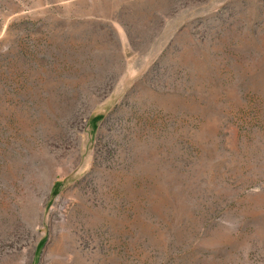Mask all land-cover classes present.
I'll use <instances>...</instances> for the list:
<instances>
[{"label": "rangeland", "instance_id": "obj_1", "mask_svg": "<svg viewBox=\"0 0 264 264\" xmlns=\"http://www.w3.org/2000/svg\"><path fill=\"white\" fill-rule=\"evenodd\" d=\"M0 264H264V0H0Z\"/></svg>", "mask_w": 264, "mask_h": 264}, {"label": "trees", "instance_id": "obj_2", "mask_svg": "<svg viewBox=\"0 0 264 264\" xmlns=\"http://www.w3.org/2000/svg\"><path fill=\"white\" fill-rule=\"evenodd\" d=\"M99 118H101L102 119V117L100 116Z\"/></svg>", "mask_w": 264, "mask_h": 264}]
</instances>
